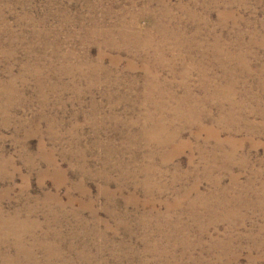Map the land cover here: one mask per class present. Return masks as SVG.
<instances>
[{
  "label": "rangeland",
  "instance_id": "374dc122",
  "mask_svg": "<svg viewBox=\"0 0 264 264\" xmlns=\"http://www.w3.org/2000/svg\"><path fill=\"white\" fill-rule=\"evenodd\" d=\"M0 264H264V0H0Z\"/></svg>",
  "mask_w": 264,
  "mask_h": 264
},
{
  "label": "bare ground",
  "instance_id": "6f19581e",
  "mask_svg": "<svg viewBox=\"0 0 264 264\" xmlns=\"http://www.w3.org/2000/svg\"><path fill=\"white\" fill-rule=\"evenodd\" d=\"M154 139V138H153Z\"/></svg>",
  "mask_w": 264,
  "mask_h": 264
}]
</instances>
